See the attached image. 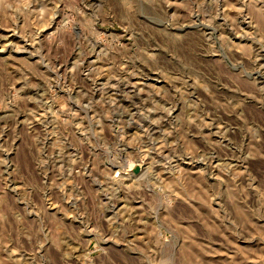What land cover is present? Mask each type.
Here are the masks:
<instances>
[{
  "label": "rangeland",
  "instance_id": "obj_1",
  "mask_svg": "<svg viewBox=\"0 0 264 264\" xmlns=\"http://www.w3.org/2000/svg\"><path fill=\"white\" fill-rule=\"evenodd\" d=\"M0 264H264V0H0Z\"/></svg>",
  "mask_w": 264,
  "mask_h": 264
}]
</instances>
